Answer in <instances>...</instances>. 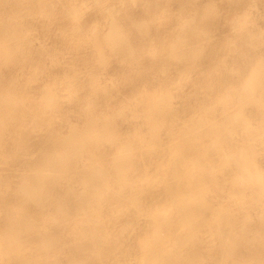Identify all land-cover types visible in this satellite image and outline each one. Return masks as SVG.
Instances as JSON below:
<instances>
[{"label":"rangeland","instance_id":"rangeland-1","mask_svg":"<svg viewBox=\"0 0 264 264\" xmlns=\"http://www.w3.org/2000/svg\"><path fill=\"white\" fill-rule=\"evenodd\" d=\"M20 4L0 0V16L7 18L23 8L24 25L23 46H7L11 53L7 55L0 50V96L6 95L9 83L12 89L23 90L14 116L21 124H15L16 119L9 123L7 145L0 148V169L18 175L16 168L25 165L17 161V153L25 154L23 159L36 158L41 155L39 143L77 133L86 144L79 169L70 173L69 181L79 183L89 176L92 161L101 159V153L110 155L107 167L114 165L112 157L131 166L127 173L136 188L146 172L152 181L150 198L132 207L116 195L118 178L126 169L114 171L104 214L109 217L118 205L125 212L132 208L119 219L125 228L124 245L102 257L85 245L81 264H143L145 256L137 246L145 239L151 213L157 206H171L179 190L180 198L189 199L195 183L188 179L192 174L201 186L207 181V189L215 195L207 193L204 209L197 200L199 257L191 260L190 246L184 244L181 255L186 257L178 261L264 264V192L250 186L251 175L264 182V0H24ZM76 15H81L80 22ZM112 15L119 22L116 27L111 25ZM186 22L199 32L187 41L182 28ZM143 28L148 33H142ZM93 33L97 36L89 41ZM111 37L119 43L115 45ZM92 132L115 137L97 143L90 139ZM215 139L218 145L226 143L224 150L212 147ZM23 142L30 146L20 149ZM128 149L133 156L126 159ZM227 157L230 168L222 162ZM196 161L202 168L213 164L217 169L193 173ZM48 210L27 208L23 213L37 220L32 228L40 231L44 215H61L57 207ZM228 210L233 214L229 230L236 232L244 225L247 234L237 242V254L225 261L218 252L216 230L218 215ZM0 230H6L5 223ZM48 230L62 240L58 263L51 264H74L78 237L58 225ZM157 257L155 264H169L166 256ZM14 261L4 258L0 264H17Z\"/></svg>","mask_w":264,"mask_h":264},{"label":"bare ground","instance_id":"bare-ground-1","mask_svg":"<svg viewBox=\"0 0 264 264\" xmlns=\"http://www.w3.org/2000/svg\"><path fill=\"white\" fill-rule=\"evenodd\" d=\"M23 1L12 0V2H18L19 4ZM22 17L23 8L19 9L15 15H9L7 18L0 16V50L2 55L11 54L7 46H23L22 29L24 25ZM74 17L80 22L81 15ZM111 18L112 27H116L119 22L115 16L112 15ZM182 28L183 33L187 34L186 41L189 38L194 39L199 33L197 27L188 24V22L184 23ZM145 31L148 33V28L142 29V33ZM189 33L194 34V37H191ZM121 34L123 35V32L120 33V37ZM124 34L129 35L128 33ZM180 34L182 33L180 32ZM96 36L97 33L90 35L89 41L95 40ZM111 39L115 45L119 43L118 38L111 37ZM0 57L2 56L0 55ZM15 84L19 86L18 83ZM5 87L8 88V90L5 88L6 95L0 96V148H5L7 145L5 139L6 131L11 126L9 124L11 120L16 119L14 116H18L19 99L23 97L22 88L21 90H19V87H13L12 89L10 83ZM14 121H17L15 124H21L19 117ZM49 131L53 133L52 129ZM114 137L111 133L106 136H101L97 133L90 139L99 143L101 138L110 141ZM144 143L142 142V145H147ZM218 143L219 140L215 139L212 147L216 145L224 150L226 143L221 145H218ZM85 144L86 140L77 133L66 137H62L60 134L53 138L51 136L45 142L38 144L41 155L36 158L27 157L23 159L22 157L25 154L17 153V161L25 165V167L22 166V169L21 167L16 168L18 169V175L10 174L6 169H0V226L3 223L6 224V230H0V259L15 260L17 264H51L52 261L58 263L57 260H59L61 251L57 247H60L62 240L59 235L57 236V233L51 232L53 230H48L49 226L55 227L57 225L58 227L71 230L72 234L78 237L79 244L76 246L78 254H76V257L74 255V264H81L83 259L80 254L85 251L83 250L85 245L92 246V253L99 257L106 256L123 247L125 228L119 226V219L132 208L129 207L125 212L123 211V206L118 205L109 217L105 216L104 206L107 202V194L112 188L111 177L114 171L126 169L118 178L119 184L116 195L121 201H129L132 207L143 204L150 198L149 194L152 195L150 189L151 177L146 172L140 187L136 188V182H133V177L127 173V171H131L129 169L131 166L128 167L124 163L121 164L119 157H112L114 165L107 167L106 162L110 155L101 153V159L92 161V173L89 176H83L79 183L69 181L70 173L75 172L76 168L79 169L78 164L82 158L81 152ZM29 146V143L23 142L22 145H19V148L26 149ZM195 153L199 156L198 148ZM125 154H128L126 159L129 156H133L130 149ZM177 154L180 156L179 152L175 153L176 156H178ZM102 160L104 161L103 165L101 163ZM4 161L8 163L7 158ZM222 162H224L226 168H230L232 165L230 157L223 159ZM195 163L197 164V170L193 173L201 171V165H203L200 162L198 163V161ZM76 164L77 166L75 167ZM214 166L210 164L207 168H202V171L203 169H217ZM162 168V166H158L157 169ZM241 171L245 174L247 167H242ZM177 176V174L174 175V177ZM251 176L252 182L250 186L256 185L260 188V191L264 192V182L257 179L258 177L254 175ZM160 177L156 178V180ZM183 178H185L184 175H182V178L179 177L178 181L181 183L180 180H183ZM188 179H192L195 182L191 184L189 199L184 196L183 199L180 198L181 192L179 190L177 194H174L171 206H157L151 213L150 219L146 223L145 239L140 241L137 246L140 254L145 256L143 264H155L159 261L157 257L159 255L166 256L165 259L169 261V264H181L178 259L183 257L184 260L186 257L181 255L184 253V250L181 249L184 244L190 246L191 260L199 257L198 244L200 239L197 227H200L201 223L197 215V200L198 198L200 200L199 208H207V193L210 192L215 195V191L207 189V181H204L202 186L197 183V178L193 174L188 176ZM181 184H179V187H181ZM198 186H201L202 189L200 190ZM129 188L130 193L127 192ZM189 202L192 203L191 206L183 205ZM53 207H57L61 215L53 216L50 213L44 215L43 220L40 221L44 227L40 231L32 228L33 224L37 223V220L35 221L34 218L23 213L27 208L45 211ZM228 208L225 207V209ZM138 213L143 215L142 210H139ZM35 214L38 213L36 212ZM232 217L233 214L229 210L223 215H218L220 223L219 228L216 230L219 234L218 252L225 261L237 254V242L247 234L244 225L236 232L233 229L229 230ZM131 219H133V216H131ZM61 232L64 233L63 230ZM36 237L38 238L35 239ZM26 246L28 250L25 249ZM34 246L35 249H33ZM257 259L259 261V258Z\"/></svg>","mask_w":264,"mask_h":264}]
</instances>
